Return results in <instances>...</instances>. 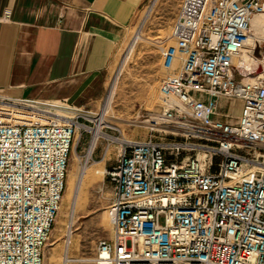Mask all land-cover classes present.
Returning <instances> with one entry per match:
<instances>
[{
    "label": "built area",
    "instance_id": "1",
    "mask_svg": "<svg viewBox=\"0 0 264 264\" xmlns=\"http://www.w3.org/2000/svg\"><path fill=\"white\" fill-rule=\"evenodd\" d=\"M261 15L264 0L181 1L174 44L160 51L173 74L158 87L148 137L101 131L94 142L93 152L101 139L119 151L106 170L113 233L93 264H264V39L248 43ZM245 52L258 64L238 80ZM231 101L240 105L235 117L224 110ZM68 108L77 115L50 123L0 116V264H44L75 138L87 131L80 119L120 132L100 113Z\"/></svg>",
    "mask_w": 264,
    "mask_h": 264
},
{
    "label": "rangeland",
    "instance_id": "2",
    "mask_svg": "<svg viewBox=\"0 0 264 264\" xmlns=\"http://www.w3.org/2000/svg\"><path fill=\"white\" fill-rule=\"evenodd\" d=\"M181 1H145L117 47L103 100L94 109L82 110L102 114L106 125L117 127L120 132L101 129L104 123L100 124L88 116L80 119L86 123L87 131L78 133L75 138L61 209L43 250L44 264H93L98 243L111 239L113 230L107 209L113 200V185L107 178L106 170L116 163L119 143L101 139L92 157L87 160L89 145L98 128L121 140L137 141L148 137L147 120L160 112L158 87L163 78L173 74L162 67L160 51L162 47L174 44L170 36ZM250 40L258 41L255 32ZM238 66L241 69V73H237L238 80L252 78L251 68ZM25 105L21 102L13 104V107L0 104V111L6 121L13 119L29 124L50 123L62 116L77 115L75 112L62 113L42 107L53 112H39L43 116L32 113L36 110ZM239 106L237 101L225 102L224 110L229 109L235 117ZM97 170L104 173L96 174ZM76 198L78 202L75 206Z\"/></svg>",
    "mask_w": 264,
    "mask_h": 264
},
{
    "label": "crops",
    "instance_id": "3",
    "mask_svg": "<svg viewBox=\"0 0 264 264\" xmlns=\"http://www.w3.org/2000/svg\"><path fill=\"white\" fill-rule=\"evenodd\" d=\"M145 1L0 0V104L96 108L117 47ZM6 10L11 16L3 21ZM0 116L3 124L18 123Z\"/></svg>",
    "mask_w": 264,
    "mask_h": 264
},
{
    "label": "bare ground",
    "instance_id": "4",
    "mask_svg": "<svg viewBox=\"0 0 264 264\" xmlns=\"http://www.w3.org/2000/svg\"><path fill=\"white\" fill-rule=\"evenodd\" d=\"M253 33L255 32L256 34V38L258 40H263L264 39V16L261 15V16H256L254 19H253ZM256 41V40H255ZM251 42H253L252 40H248V43L250 44ZM237 65H242L243 67L245 66H248V67H244L245 69H249L251 68V74L254 72V67H255V63L258 64V61H255L253 60L248 54L247 52H245V54L242 55V57L240 59H238L236 61ZM253 77V76H252ZM25 106H28L29 108L31 109H34L36 111H33L34 113L36 114H40L39 112H43V113H49V114H53V112H51L50 110H47L45 108H42L41 106H38V105H33V106H30L29 104H26ZM108 106V105H107ZM106 107V106H105ZM52 109H57L58 112H62V113H68L69 111V108L68 106L65 107V108H59L58 106H54L51 107ZM59 109V110H58ZM40 115H43V114H40ZM55 116H60V115H57V114H54ZM44 116V115H43ZM99 136H102V132L100 130V128L97 129L96 131V134L95 136L92 138V142H91V146H90V149H89V152H88V156H87V160H90V158L92 157V153H93V146H94V142L96 141V139L99 137ZM106 137V136H105ZM86 169V168H85ZM83 172V171H82ZM88 172V171H86ZM104 172L101 171V170H97L96 171V174H99V175H102ZM83 174V173H82ZM86 175V174H85ZM84 179V177H83ZM83 181V180H81ZM75 196V195H74ZM79 196V194H78ZM77 196V197H78ZM76 202H75V206L77 205V200L78 198L75 199ZM74 201V200H73ZM76 208V207H75ZM75 208H73V212H75ZM73 215V214H72ZM75 215V214H74Z\"/></svg>",
    "mask_w": 264,
    "mask_h": 264
},
{
    "label": "water",
    "instance_id": "5",
    "mask_svg": "<svg viewBox=\"0 0 264 264\" xmlns=\"http://www.w3.org/2000/svg\"><path fill=\"white\" fill-rule=\"evenodd\" d=\"M257 57L259 58L260 55H259V51H257ZM262 71V68L259 66L258 69H257V73H260Z\"/></svg>",
    "mask_w": 264,
    "mask_h": 264
}]
</instances>
